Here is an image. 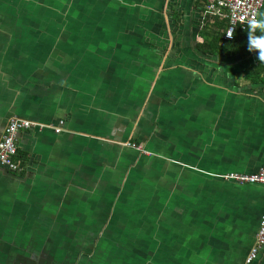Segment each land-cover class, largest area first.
<instances>
[{
	"label": "crops",
	"instance_id": "0c3cea01",
	"mask_svg": "<svg viewBox=\"0 0 264 264\" xmlns=\"http://www.w3.org/2000/svg\"><path fill=\"white\" fill-rule=\"evenodd\" d=\"M227 25L202 0H0V140L46 126L0 167V264H245L264 185L224 177L264 165V63Z\"/></svg>",
	"mask_w": 264,
	"mask_h": 264
},
{
	"label": "built area",
	"instance_id": "2783aa9c",
	"mask_svg": "<svg viewBox=\"0 0 264 264\" xmlns=\"http://www.w3.org/2000/svg\"><path fill=\"white\" fill-rule=\"evenodd\" d=\"M205 4L206 11L210 14L225 15L228 25L224 32V38L231 40L225 36L229 29L242 28L247 30V19L257 9H261L264 0H202ZM46 126L34 123L30 120L21 118H11L7 123L2 138L0 140V167L5 168L12 174H19L22 168L15 161L17 156V135L21 131H27L34 128H45ZM54 132L59 133L60 127H54ZM224 179L234 181L240 185L243 184H262L264 185V165L255 173L239 174L229 173ZM264 248V212L260 217L258 231L255 236L254 245L251 247L245 258V264L252 263L258 256L259 251Z\"/></svg>",
	"mask_w": 264,
	"mask_h": 264
},
{
	"label": "clouds",
	"instance_id": "9594fccd",
	"mask_svg": "<svg viewBox=\"0 0 264 264\" xmlns=\"http://www.w3.org/2000/svg\"><path fill=\"white\" fill-rule=\"evenodd\" d=\"M247 51L255 53L259 63H264V10L257 9L247 19ZM234 28L225 35L231 39Z\"/></svg>",
	"mask_w": 264,
	"mask_h": 264
},
{
	"label": "trees",
	"instance_id": "16d2710c",
	"mask_svg": "<svg viewBox=\"0 0 264 264\" xmlns=\"http://www.w3.org/2000/svg\"><path fill=\"white\" fill-rule=\"evenodd\" d=\"M237 38H238V35L235 33L234 37H233V40H231L228 43H226L228 45V48L226 49L225 54L235 53L236 52L235 49H234L235 48L234 46H235V40ZM227 45H225V47H227ZM225 47H223V48H225ZM240 49H243V46L240 45L238 50H240Z\"/></svg>",
	"mask_w": 264,
	"mask_h": 264
},
{
	"label": "rangeland",
	"instance_id": "374dc122",
	"mask_svg": "<svg viewBox=\"0 0 264 264\" xmlns=\"http://www.w3.org/2000/svg\"><path fill=\"white\" fill-rule=\"evenodd\" d=\"M126 145H127V147H131L133 149L137 148V147H135V145L133 143H127ZM66 257H70V255H60V256L58 255V256H56V260L59 261L61 264H67V262H68L67 260L69 258H66Z\"/></svg>",
	"mask_w": 264,
	"mask_h": 264
}]
</instances>
